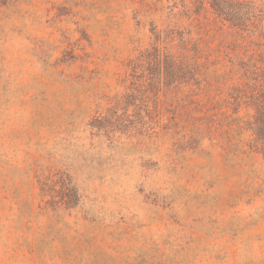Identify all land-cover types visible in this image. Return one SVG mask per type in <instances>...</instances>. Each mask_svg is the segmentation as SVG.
<instances>
[{"label":"rangeland","instance_id":"rangeland-1","mask_svg":"<svg viewBox=\"0 0 264 264\" xmlns=\"http://www.w3.org/2000/svg\"><path fill=\"white\" fill-rule=\"evenodd\" d=\"M184 1L0 0V264H264V159L167 133L188 87L124 96L154 30L261 54L264 0Z\"/></svg>","mask_w":264,"mask_h":264},{"label":"trees","instance_id":"trees-1","mask_svg":"<svg viewBox=\"0 0 264 264\" xmlns=\"http://www.w3.org/2000/svg\"><path fill=\"white\" fill-rule=\"evenodd\" d=\"M184 2L178 0V4ZM237 4L236 0H201L197 7L203 6L206 12L212 11L236 27ZM196 15L202 12L196 11ZM204 30L198 29L197 38L187 29L177 36L154 30L150 48L130 63L132 70L142 71V77L134 78L148 83L143 87L131 84L124 96L132 99L135 92L142 97L148 92H164L172 84L178 87L177 92L188 87L190 93L183 101L191 108L181 113V122L165 125L167 133L189 135L199 141L208 138L230 159L252 155L264 159V44L257 46L261 54H239L228 68L218 72L219 62L207 52ZM218 133L226 134V142L215 138ZM232 135L238 139L236 144Z\"/></svg>","mask_w":264,"mask_h":264}]
</instances>
